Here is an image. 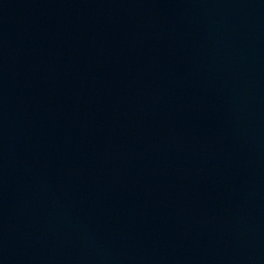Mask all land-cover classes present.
I'll list each match as a JSON object with an SVG mask.
<instances>
[{"label": "water", "instance_id": "1", "mask_svg": "<svg viewBox=\"0 0 264 264\" xmlns=\"http://www.w3.org/2000/svg\"><path fill=\"white\" fill-rule=\"evenodd\" d=\"M249 264H264V0H253L248 86Z\"/></svg>", "mask_w": 264, "mask_h": 264}]
</instances>
